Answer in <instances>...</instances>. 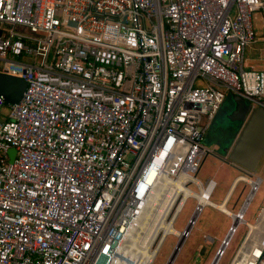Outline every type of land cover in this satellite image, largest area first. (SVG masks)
<instances>
[{
	"label": "built area",
	"instance_id": "1",
	"mask_svg": "<svg viewBox=\"0 0 264 264\" xmlns=\"http://www.w3.org/2000/svg\"><path fill=\"white\" fill-rule=\"evenodd\" d=\"M260 10L264 0H0V72L25 83L18 102L0 96V264H110L160 219L172 230L150 249L167 234L171 251L183 243L203 205L215 208V181L195 174L226 92L264 109V70L244 65ZM186 197L195 205L177 230ZM242 243L228 264H264V232Z\"/></svg>",
	"mask_w": 264,
	"mask_h": 264
},
{
	"label": "rangeland",
	"instance_id": "2",
	"mask_svg": "<svg viewBox=\"0 0 264 264\" xmlns=\"http://www.w3.org/2000/svg\"><path fill=\"white\" fill-rule=\"evenodd\" d=\"M252 25L255 32V41L245 49L244 65L254 70H264V10L253 13ZM4 111L5 109H3ZM201 143L207 146L211 150V153L205 155L195 177L202 184L205 183L207 178H213L215 180V186L209 195V201L213 204H221L233 178L238 174L248 173L238 169L229 162L221 161L220 157L222 155L213 149L212 145L207 141L206 134L201 140ZM248 178L252 182L259 178L260 183L243 213V218L246 222L255 224L257 228L255 223L257 212L264 204V150L254 171ZM189 187L196 191L194 185H189ZM249 187L250 184L248 182L237 183L228 201L224 202L225 208L232 212L237 211L246 197ZM194 205L195 200L192 197L185 198L172 224L174 229L178 230L184 225L190 217ZM230 224L231 218L229 216L224 215L221 211L209 205H203L195 220V224L190 229L189 236L183 241L171 264H210L222 241L225 239ZM261 225L264 226V224H260V228L262 227ZM237 226L235 233L231 237L229 244L217 264H228L237 246L243 240V236L247 232V226L243 222ZM175 241L176 238L173 235L167 234L151 264H165ZM201 248L203 250L199 253Z\"/></svg>",
	"mask_w": 264,
	"mask_h": 264
},
{
	"label": "water",
	"instance_id": "3",
	"mask_svg": "<svg viewBox=\"0 0 264 264\" xmlns=\"http://www.w3.org/2000/svg\"><path fill=\"white\" fill-rule=\"evenodd\" d=\"M24 87L25 83L21 78L0 72V96L5 105L18 102ZM209 127L215 129L217 133H223L225 136V142L227 144L217 150L222 155L220 157L222 161L229 162L236 167L238 166L239 169L248 173L247 175L250 176L264 150V109L260 107L250 109V104L247 100L227 91ZM234 134L236 135L234 136ZM6 154L8 155L9 161H11L14 150L9 148ZM252 187V185L249 187L246 197L240 206V210L248 198ZM233 225L235 226L234 218L232 217L231 225L227 232L230 231ZM181 243V240L176 243L174 250L170 252L165 264H171ZM222 243L210 264L217 262L218 256L223 251L221 247ZM202 250L203 248L200 249L199 253Z\"/></svg>",
	"mask_w": 264,
	"mask_h": 264
},
{
	"label": "bare ground",
	"instance_id": "4",
	"mask_svg": "<svg viewBox=\"0 0 264 264\" xmlns=\"http://www.w3.org/2000/svg\"><path fill=\"white\" fill-rule=\"evenodd\" d=\"M244 180L246 182H248L250 185H252V190L251 192L248 194V198L245 200L244 205L242 206L241 210L238 213H232L230 210H227L224 206V203L221 204H213V206L215 207V209H218L219 211L223 212L224 214L226 213L227 216H229L230 218L233 217L234 218V224H239V222H241V220L243 219V213L246 210L249 201L251 200L252 196H253V190L255 192V190L257 189L258 186V182L259 180H256L255 182L252 180H250L248 177L244 176V175H239V177L235 180V182L231 185L232 187L234 186V184L236 183L237 180ZM231 187V189H232ZM230 191V190H229ZM206 191H201V194H205ZM199 198H201L200 195H198ZM237 215V216H235ZM246 222V221H245ZM256 225L257 228L255 226V224H251L246 222L247 225V232L245 234V237L243 239V243L245 245L246 241L248 240V238L253 235V239L257 238L260 236L261 233L264 232V226H262L261 228L259 227L260 224H264V206L262 207V209L260 210L259 214L256 217ZM157 224L152 223L151 225H149L147 228H142L140 226V229H144V232L140 235V237H133L131 239V242H129L128 244L124 243V245H122L120 248H118V257H115V259L113 260V262H111L110 264H113L114 262H116L115 264H151L154 255H155V250L153 251V247L152 249H150V246H152V240L154 238V234L157 231L158 228L162 227L165 230H172L170 227V223H166L164 222L163 219H160L158 222V225H156L154 227V225ZM237 226V225H236ZM236 226H232V228L230 229L229 232H227V235L222 243V250L223 252L218 256V260L220 259L221 255L224 253L225 248L227 247V245L229 244V241L231 239V237L233 236V234L235 233L236 230ZM238 227V226H237ZM136 242H138V244H136ZM129 261L125 260L128 259ZM217 260V262H218ZM217 262L215 264H217Z\"/></svg>",
	"mask_w": 264,
	"mask_h": 264
},
{
	"label": "flooded vegetation",
	"instance_id": "5",
	"mask_svg": "<svg viewBox=\"0 0 264 264\" xmlns=\"http://www.w3.org/2000/svg\"><path fill=\"white\" fill-rule=\"evenodd\" d=\"M209 126H210V124H209ZM209 126H208V129L206 131L207 141L212 145L213 149H215L217 151V150L221 149L222 147H224L225 144H227L225 142V136L223 133H217V131L215 129L210 128ZM235 135L236 134H234V136ZM228 143H229V141H228Z\"/></svg>",
	"mask_w": 264,
	"mask_h": 264
},
{
	"label": "crops",
	"instance_id": "6",
	"mask_svg": "<svg viewBox=\"0 0 264 264\" xmlns=\"http://www.w3.org/2000/svg\"><path fill=\"white\" fill-rule=\"evenodd\" d=\"M264 38V37H263ZM221 161H222V159H220ZM237 176H239V175H237ZM213 179V178H212ZM214 180V179H213ZM215 181V180H214ZM232 187V186H231ZM229 190H230V188H229ZM229 190H228V192H229ZM218 210V209H217ZM173 261V260H172Z\"/></svg>",
	"mask_w": 264,
	"mask_h": 264
}]
</instances>
